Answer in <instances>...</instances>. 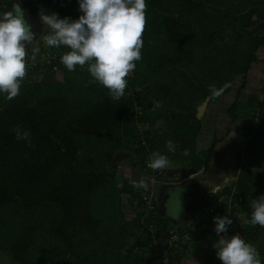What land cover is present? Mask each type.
I'll return each instance as SVG.
<instances>
[{
    "label": "trees",
    "instance_id": "1",
    "mask_svg": "<svg viewBox=\"0 0 264 264\" xmlns=\"http://www.w3.org/2000/svg\"><path fill=\"white\" fill-rule=\"evenodd\" d=\"M40 2L41 11L60 18L75 20L82 14L79 0ZM14 3L2 0L0 13ZM146 3L142 59L119 101L93 80L87 65L67 70L60 62L67 48L43 44L40 52L47 49L53 61L35 66L13 100L0 93V255L12 264H181L186 251L197 246L204 248V264H222L212 247L215 231L208 236V229L192 233L181 254L163 262L159 244L168 228L181 235L186 223L172 225L158 206L141 212L131 179L118 185L117 158L127 155L134 169L143 168L146 158L159 151L170 164L188 163V175L208 170L222 138L213 132L207 147L198 149L208 122L196 117V107L206 97L207 105L220 103L232 90L233 101L222 104L242 141L234 179L193 207L191 221L196 222V209L223 195L234 203V213L245 214L239 219L241 238L256 242L264 237V228L247 223L251 199L264 194V67L260 85L243 93L264 48V34L254 30L264 20V0ZM38 72L42 77L34 80ZM226 82L230 87L211 99L208 86ZM136 105L143 111L134 116ZM139 123L157 128L141 132ZM17 126L30 138L17 140L12 131ZM168 140L175 152L167 149ZM185 149L189 155H183ZM172 173L168 169L160 177L166 180ZM124 193L137 200L136 213L127 212ZM257 250L264 264V246Z\"/></svg>",
    "mask_w": 264,
    "mask_h": 264
},
{
    "label": "clouds",
    "instance_id": "2",
    "mask_svg": "<svg viewBox=\"0 0 264 264\" xmlns=\"http://www.w3.org/2000/svg\"><path fill=\"white\" fill-rule=\"evenodd\" d=\"M146 0H79L82 13L78 19L60 18L55 12L41 11L40 21L50 30L43 38L46 46L68 50L60 56V62L69 71L77 66L84 67L93 80L105 87L113 100L119 101L128 85V77L142 59L143 33L147 26ZM32 26L25 19L24 9L14 3L12 9L0 14V93L11 101L20 95L29 62L35 61L39 48L29 46L36 39ZM210 98H219L230 87L224 83L217 87L210 84ZM17 140L29 139L30 132L14 127ZM170 152L176 151L172 140L166 141ZM183 155H189L185 149ZM168 157L159 151L151 153L147 167L162 170L168 167ZM136 188L148 189L147 178L131 180ZM252 226L264 228V194L251 199ZM216 239L212 247L222 264H261L260 254L255 246L241 236L227 235L233 221L228 216L213 217Z\"/></svg>",
    "mask_w": 264,
    "mask_h": 264
},
{
    "label": "rangeland",
    "instance_id": "3",
    "mask_svg": "<svg viewBox=\"0 0 264 264\" xmlns=\"http://www.w3.org/2000/svg\"><path fill=\"white\" fill-rule=\"evenodd\" d=\"M1 1L2 0H0V2ZM23 2L31 6L34 12L35 21L37 22V27L35 31L36 39L32 42L29 48V56H31L32 49L41 48L42 44L45 45L43 38L46 34H48L49 29L47 25H43L40 21L39 14L42 10V3L40 2V0H23ZM262 26H264V20L259 21L255 25L254 30H261L260 27ZM258 56L259 61L252 65V68L249 73L248 83L246 85V88L243 90L244 94H250V92L257 88L262 82V69L264 67V48L259 50ZM40 57L41 53L39 49V52L36 53V58ZM36 75L38 76L37 78L42 77V73L38 72ZM27 76L28 75H26L25 79H27ZM234 96L235 91L232 90L231 94L227 96L226 99H223L224 101H221L220 103H217L215 105H207L202 115V117L206 118V122H208V125L205 123L204 129L202 130L203 133H205V135L207 136V138L212 139L211 134L213 132L216 133L218 137L222 138L215 147V154L210 161V166L208 170H200L197 173L188 175L186 171L188 163L175 162L173 164H170V168H168L173 170V173L168 176L169 178L172 177V179H169L167 177L168 179L162 180V178L158 176L155 180L153 178L154 182L148 181V189L134 187V191L136 193H140V196L152 192L154 195L155 205L158 206L160 213L176 226L181 225L183 220H185L184 217H186L187 215V211L189 210L188 208H190L191 205H193L192 207L198 206L201 203L202 199L206 196L207 193L210 192L211 189L214 188V186L216 187V185H218V188H221L230 184V181L232 180L231 171L236 163L235 152L239 148V145L242 144V141L240 142L241 137L238 135V133H235L233 124L229 121V118L225 111V107L222 103L224 102L226 104H230L233 101ZM241 100L245 101L243 97H241ZM244 111L250 112L252 111V109L246 108ZM137 127L138 130L141 132H145L148 130L154 131L155 128H157L156 126L149 127L147 126V124L143 123L137 124ZM202 137L200 136L199 138ZM197 144L199 150H202L203 148L207 147V143L205 144L202 141H198ZM203 144L205 145L203 146ZM126 156L127 155H121L119 158H117L119 162L117 165L116 179L120 187L124 186L125 179L139 181L141 178H144L143 168L141 167L134 169L131 166L129 159H124ZM168 169L165 170L167 171ZM176 183H181V185H183L178 187L166 188V192L164 190V194L163 192L161 193L162 188ZM193 187H196V190ZM198 188L200 189L199 191L197 190ZM123 201L128 210L127 212H129L130 214L136 213L135 210L137 208V200L133 198L132 195L124 193ZM244 218L245 216L240 213V220L243 221ZM188 221L189 219L186 220V222L184 223H187ZM212 232L213 229H208V236H211ZM244 240L247 243H250L255 246L256 249L264 246V237L259 238L256 242H252L247 237H244ZM196 251L203 254L204 248L200 246L191 247L189 251H186V255L181 260V264H186L184 263V259H187L193 252L198 257L199 253ZM0 262L2 264H12L9 257L7 255L2 254L0 255ZM195 264H199V262Z\"/></svg>",
    "mask_w": 264,
    "mask_h": 264
},
{
    "label": "built area",
    "instance_id": "4",
    "mask_svg": "<svg viewBox=\"0 0 264 264\" xmlns=\"http://www.w3.org/2000/svg\"><path fill=\"white\" fill-rule=\"evenodd\" d=\"M40 53H41L40 58H36L34 62L32 61L29 62L27 75L31 76V74L29 73L31 70H33L35 66L50 64L51 61H53L51 59L52 58L54 59V56H52L48 50H43ZM142 111H143L142 108L136 105L134 107V116L142 114ZM148 160L149 158H146L145 166L143 167L144 178H147V182L148 181L154 182V180L158 176H162L164 174L166 168L162 170H151L147 167ZM169 179H172V177H170ZM218 187H219L218 185H216V187L214 186V188L211 189L210 192L207 193L204 198L212 197V195L220 189ZM204 198L202 199V201L204 200ZM232 206H234V203H232L230 199H226L225 196L221 195L216 199L215 202L203 208L196 209L193 215L196 222L191 221V217H190L181 235L177 233L176 228L174 227L168 228L167 237L159 244V246H161L162 248L161 250L163 254L162 255L163 262L167 263L170 256L180 255L182 250H184L183 242L189 241L192 233H198L205 229L214 230L215 223L213 221V217L215 216H228L229 218H231L233 223L231 226H229L228 235L231 236L237 233L240 235V231H239L240 215L238 213H234ZM140 207H141L140 208L141 212H143L144 214L150 212L151 210H154L156 205L154 202V195L152 192L141 195ZM150 230L151 231L155 230V228H153V225L150 226ZM153 244L154 246H157L158 241L154 240Z\"/></svg>",
    "mask_w": 264,
    "mask_h": 264
},
{
    "label": "water",
    "instance_id": "5",
    "mask_svg": "<svg viewBox=\"0 0 264 264\" xmlns=\"http://www.w3.org/2000/svg\"><path fill=\"white\" fill-rule=\"evenodd\" d=\"M16 3H19L20 6L24 9V12H25V19L26 21L32 26V31H34V28L37 26V22L35 21V17H34V12L32 10L31 7L27 6V7H24L23 6V0H15ZM261 30L259 31L260 34H264V26L260 27ZM38 76L37 75H33L32 78L34 80L38 79L37 78ZM208 100H209V97H206L197 107H196V117L199 119L202 117L203 113H204V110L208 104ZM183 185V184H182ZM170 187H178V186H181V183H176V184H173V185H169ZM168 187V186H167ZM193 207H191L189 209V211L187 212V215L185 217V222L186 220L190 219V217L192 216V209Z\"/></svg>",
    "mask_w": 264,
    "mask_h": 264
},
{
    "label": "crops",
    "instance_id": "6",
    "mask_svg": "<svg viewBox=\"0 0 264 264\" xmlns=\"http://www.w3.org/2000/svg\"><path fill=\"white\" fill-rule=\"evenodd\" d=\"M0 14H2V13H0ZM207 140H209V138H207V136H203L202 138H199V141H202V142H204L205 144L206 143H208V141ZM205 144H203V146L205 145ZM231 179L233 180L234 179V176L233 175H231ZM166 187V186H165ZM164 187V188H165ZM174 187H176V186H174ZM163 188V189H164ZM195 190H196V187H193ZM198 191L200 190L199 188L197 189ZM193 205H191V207H192ZM188 210V209H187ZM189 211V210H188ZM187 211V212H188ZM244 216H245V214H243ZM185 218V217H184ZM169 220V219H168ZM170 221V220H169ZM185 222V220H183V222L181 223V225L183 224ZM170 223L172 224V225H174L171 221H170ZM174 226H176V225H174ZM196 252H198V251H196ZM199 253V252H198ZM190 255V254H189ZM202 253H199L198 254V257H197V255L196 254H194V252L193 253H191V255L187 258V259H184L185 260V262L184 263H186V264H195V263H197V262H199V264H203L204 262H203V260H202ZM203 262V263H202ZM182 263V262H181Z\"/></svg>",
    "mask_w": 264,
    "mask_h": 264
},
{
    "label": "flooded vegetation",
    "instance_id": "7",
    "mask_svg": "<svg viewBox=\"0 0 264 264\" xmlns=\"http://www.w3.org/2000/svg\"><path fill=\"white\" fill-rule=\"evenodd\" d=\"M23 6L24 7H27V6H29V7H31L29 4H27V3H25V2H23ZM37 27V26H36ZM36 27L34 28V33H35V31H36ZM259 30V29H258ZM260 31V30H259ZM29 48H30V46H29ZM182 186V185H181ZM186 187V186H185ZM166 188H170V186H166L164 189L162 188V190H161V193L163 192V194H164V190H165V192H166ZM190 202H191V199H190ZM190 208H191V206H190ZM190 208H188V209H190ZM0 264H2L1 262H0Z\"/></svg>",
    "mask_w": 264,
    "mask_h": 264
}]
</instances>
